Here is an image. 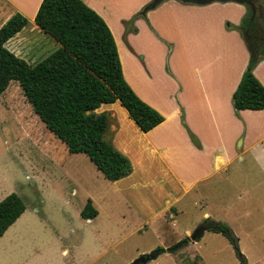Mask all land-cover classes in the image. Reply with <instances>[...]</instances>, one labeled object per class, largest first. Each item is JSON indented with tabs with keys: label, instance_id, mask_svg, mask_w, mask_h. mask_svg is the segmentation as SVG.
<instances>
[{
	"label": "crops",
	"instance_id": "0c3cea01",
	"mask_svg": "<svg viewBox=\"0 0 264 264\" xmlns=\"http://www.w3.org/2000/svg\"><path fill=\"white\" fill-rule=\"evenodd\" d=\"M82 1L110 28L126 82L163 116L160 123L144 132L118 100L105 104L120 105L106 108L101 104L95 109L108 113L110 142L132 167L127 175L112 181L115 190L109 195L113 204L130 211L135 224L130 233L152 231L162 219L178 228L175 217L188 205L194 220L179 239L209 217L226 222L239 240L234 223L214 213L216 209L225 211L229 204L221 184L236 180L239 171L244 174V165L239 163L242 154L249 152L264 176V109L236 110L231 101L249 59L236 29L246 11L244 4L162 0L147 8L151 0H136L129 14L118 15L113 7L122 0ZM40 2L0 0V26L15 12L24 15L27 24L32 23L5 43L29 63L58 47L34 22ZM135 12H141L140 18L129 23L127 18ZM252 71L264 86V58ZM239 189L235 187L242 197ZM91 201L98 215L101 202L96 198ZM244 202L227 217L248 220L247 234L251 235L261 217L256 208L263 205L256 206L252 198ZM207 231H202L199 239Z\"/></svg>",
	"mask_w": 264,
	"mask_h": 264
},
{
	"label": "rangeland",
	"instance_id": "374dc122",
	"mask_svg": "<svg viewBox=\"0 0 264 264\" xmlns=\"http://www.w3.org/2000/svg\"><path fill=\"white\" fill-rule=\"evenodd\" d=\"M135 1H119L113 9L118 15H127L134 9ZM250 2L256 32L264 36V0ZM141 12L132 13L128 22L137 21ZM246 12L247 8L244 15ZM27 25L29 28L32 23ZM109 131L108 126L104 134L108 141ZM242 157L239 163L244 165V174L239 171L236 180L221 184L229 204L225 211L216 209L214 215L234 223L240 232L239 252L248 264H264V176L249 152ZM237 186L242 197L235 190ZM114 190V183L102 175L87 155L70 153L45 127L17 81H10L0 95V200L15 192L23 199L26 209L5 237L0 238V264H129L156 247L166 248L188 237L178 238L184 229L192 227L195 214L188 205L184 213L175 217L178 228L162 219L156 230L130 233V228L135 226L134 219L126 206L109 200ZM88 198L101 202L99 214L91 221L80 215ZM250 198L256 206L263 205L256 208L261 217L254 226L259 227L251 235L247 234L248 220L227 217V213L241 209ZM161 224L164 226L160 229ZM198 240L174 252L161 253L146 264H239L235 248L221 233L207 231Z\"/></svg>",
	"mask_w": 264,
	"mask_h": 264
},
{
	"label": "trees",
	"instance_id": "16d2710c",
	"mask_svg": "<svg viewBox=\"0 0 264 264\" xmlns=\"http://www.w3.org/2000/svg\"><path fill=\"white\" fill-rule=\"evenodd\" d=\"M160 1L151 0L147 8ZM237 1L247 8L238 28L249 59L231 101L236 110L264 109V86L252 71L264 58V36L256 32L250 0ZM34 22L58 47L33 64L9 50L6 41L27 24L24 15L12 14L0 26V95L10 81H17L33 112L70 153L87 155L108 180L124 177L132 169L130 161L104 138L108 113L95 109L118 100L144 132L160 123L163 116L126 82L110 28L82 0H41ZM190 136L194 140L191 133ZM25 208L23 199L15 192L0 200V237ZM80 215L84 219L97 215L90 198L85 201ZM196 227L224 235L235 248L239 264H248L239 252L236 235L226 222L207 217ZM198 239L199 236L195 240ZM189 241L186 237L175 245L156 247L147 254L153 259L163 252H174Z\"/></svg>",
	"mask_w": 264,
	"mask_h": 264
},
{
	"label": "water",
	"instance_id": "95a60500",
	"mask_svg": "<svg viewBox=\"0 0 264 264\" xmlns=\"http://www.w3.org/2000/svg\"><path fill=\"white\" fill-rule=\"evenodd\" d=\"M159 1V0H154V2ZM183 2H189V3H196V4H204L207 2H211V1H217V0H180ZM222 1V0H219ZM223 1H227V0H223ZM230 1H236L239 2L237 0H230ZM254 11V10H253ZM202 229L195 227L192 232L188 235V239L190 241H194L196 239L197 236H200V234L202 233ZM148 260H150L149 255L146 254H141L139 256H137L136 258H134L129 264H145Z\"/></svg>",
	"mask_w": 264,
	"mask_h": 264
}]
</instances>
